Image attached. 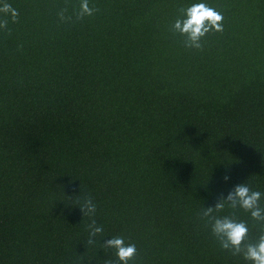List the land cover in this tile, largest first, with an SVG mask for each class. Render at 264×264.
Listing matches in <instances>:
<instances>
[{"label":"trees","instance_id":"1","mask_svg":"<svg viewBox=\"0 0 264 264\" xmlns=\"http://www.w3.org/2000/svg\"><path fill=\"white\" fill-rule=\"evenodd\" d=\"M7 2L0 264L116 262L101 246L116 236L137 247L129 264H249L201 213L239 184L264 194V0H89L98 11L80 20L81 0ZM196 3L224 30L189 49L172 25ZM233 214L255 242L249 212L214 213Z\"/></svg>","mask_w":264,"mask_h":264},{"label":"clouds","instance_id":"2","mask_svg":"<svg viewBox=\"0 0 264 264\" xmlns=\"http://www.w3.org/2000/svg\"><path fill=\"white\" fill-rule=\"evenodd\" d=\"M98 9L90 7L89 0H81L80 10L76 18L78 20L88 16L91 17ZM182 18H177L172 25V30L186 39L184 46L189 49H202V39L211 31L223 32V14L215 8L205 3H196L181 10ZM10 15L12 23L17 22L18 10L14 9L7 0H0V29H7ZM62 22L71 20L65 16L62 10L59 14ZM10 31V30H9ZM229 179L224 177L225 182ZM260 191H254L246 183L236 185L226 197H221L214 207H207L202 210L201 217L211 224L213 236L219 242L223 250L230 252L233 256H242L249 264H264V230H262L255 242L249 240V228L246 222L237 221L234 214L231 216L219 217L214 215L221 212L227 205L235 210L242 208L249 212L251 218L264 224V208L260 206L262 197ZM96 204L90 196L84 197L79 202V209L83 216L90 219L95 216ZM89 239L87 243L94 245L97 243L96 237L101 236L103 227L96 224L95 219H91L88 224ZM105 250H114L116 262L111 259L106 260L105 264H129L137 256V247L133 243H126L122 236L111 237L101 244Z\"/></svg>","mask_w":264,"mask_h":264}]
</instances>
